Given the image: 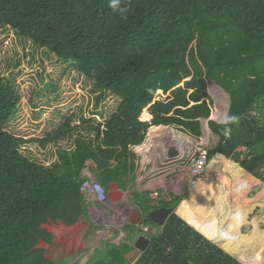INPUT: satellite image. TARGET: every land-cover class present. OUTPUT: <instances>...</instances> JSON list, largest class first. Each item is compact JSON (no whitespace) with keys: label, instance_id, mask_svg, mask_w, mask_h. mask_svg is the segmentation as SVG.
I'll use <instances>...</instances> for the list:
<instances>
[{"label":"trees","instance_id":"obj_1","mask_svg":"<svg viewBox=\"0 0 264 264\" xmlns=\"http://www.w3.org/2000/svg\"><path fill=\"white\" fill-rule=\"evenodd\" d=\"M5 26L122 100L103 131L93 126L96 139L81 135L74 153L45 166L6 130L20 95L0 78V264H66L31 250L54 243L45 225L73 226L86 214L85 161L107 188L127 185L130 145L155 125L202 136V120L222 104L215 111L212 90L228 103L219 87L231 108L209 121L220 141L207 172L182 202L159 206L175 211L132 264H264V0H0ZM70 130L69 119L38 141L45 147ZM135 198L147 217L155 207ZM134 240L108 243L89 264H130Z\"/></svg>","mask_w":264,"mask_h":264},{"label":"rangeland","instance_id":"obj_2","mask_svg":"<svg viewBox=\"0 0 264 264\" xmlns=\"http://www.w3.org/2000/svg\"><path fill=\"white\" fill-rule=\"evenodd\" d=\"M0 78L20 95V102L7 123L6 130L25 141L20 146L24 155L45 166H53L60 162L59 160L63 161L62 153L69 152L68 148L73 145L75 133H78L76 139L81 135L88 140L93 139L96 133L92 131L93 126L104 125L122 100L10 26L0 30ZM214 99L216 107L218 101L215 97ZM227 101L228 109L229 100ZM221 102L226 103V100ZM69 119L76 132L67 131L64 139L48 143L45 147L39 143V139L55 133ZM209 140L213 149L220 141L212 130ZM243 151L245 156L248 150ZM121 187L125 188L126 184ZM258 214L264 215V210ZM137 215L138 213L133 218ZM51 229L55 238L52 245H46V257L50 256V259L66 264H89L98 250L117 237L113 235L105 241L95 242L97 240L94 233L98 228L94 226L87 211L77 224H58L53 225ZM250 229V226H247L245 231L249 232ZM126 232L128 236L124 242L128 241L130 236L136 238L134 224L127 226ZM96 244L98 246L94 248Z\"/></svg>","mask_w":264,"mask_h":264},{"label":"built area","instance_id":"obj_3","mask_svg":"<svg viewBox=\"0 0 264 264\" xmlns=\"http://www.w3.org/2000/svg\"><path fill=\"white\" fill-rule=\"evenodd\" d=\"M205 122L206 119H203V134L200 137L175 125L150 127L141 144L130 145L129 151L135 168L129 174L130 179L126 187H119L116 193H112L100 182L95 162L92 159L85 161L81 171L83 181L80 192L83 194L87 213L91 215L94 226L98 228L94 233L97 240L95 242L105 241L113 235L117 237L110 243L119 245L118 242H124L128 236L127 226L133 224V217L139 213L136 194L145 195L155 208L164 202H174L183 198L182 202L189 196L199 180L205 176L210 151L213 149L206 133ZM105 124L101 125L102 131ZM156 126L162 128L152 132ZM77 134H74L73 145L68 148L71 153L77 149ZM93 139H96V133ZM239 149L246 148L241 146ZM135 226L136 237L141 233L152 238L151 234L156 235L164 228L155 227L156 225L148 222L144 215ZM96 246L98 244L94 248H97Z\"/></svg>","mask_w":264,"mask_h":264},{"label":"water","instance_id":"obj_4","mask_svg":"<svg viewBox=\"0 0 264 264\" xmlns=\"http://www.w3.org/2000/svg\"><path fill=\"white\" fill-rule=\"evenodd\" d=\"M219 88L223 89V92L227 95L228 100H229L228 109H227V112L224 116V119H225L226 116L228 115L229 111H230V108H231V95L224 88H222V87H219ZM212 94L215 97L213 90H212ZM211 120L218 121V119H214V117L212 115L210 118L206 119L205 125L207 128H210L209 121H211ZM219 139H220V137H219ZM118 188H119V185L117 182H112L110 187H109V189L112 193H116ZM174 211H175V208H169V207L154 208L148 213V215H147V217H145V219L150 220L152 223H154L157 226H163L164 227L166 225L168 219L170 218L171 214ZM142 215H143L142 212L139 211L137 217L132 219V223L137 224L139 222L140 218L142 217ZM52 226L53 225H51V224L45 225L44 228H47L48 230H50L52 232V229H51ZM151 243H152V238L150 236H146L144 234L138 233L137 237L135 239V242H134V250L127 255V258L130 260V264L135 262L141 254L146 252L147 249L149 248V246L151 245ZM46 245H49V244H47L45 241H41L40 244L36 245L31 250V252L36 251V250H40V249L47 250ZM47 258L50 259L51 257L47 256ZM52 260H54V259H52Z\"/></svg>","mask_w":264,"mask_h":264},{"label":"bare ground","instance_id":"obj_5","mask_svg":"<svg viewBox=\"0 0 264 264\" xmlns=\"http://www.w3.org/2000/svg\"><path fill=\"white\" fill-rule=\"evenodd\" d=\"M224 106L226 107V109H227V105L226 104H221L220 105V107H219V113L215 116V112H214V114H213V117H214V119L217 117V118H221V119H218V120H222V119H224V115L226 114L225 113V111H224ZM223 117V118H222ZM160 128H162V127H159V126H156V127H153V129H152V132H154V131H158ZM208 132H207V135H209L210 133H211V130L210 129H208L207 130Z\"/></svg>","mask_w":264,"mask_h":264},{"label":"crops","instance_id":"obj_6","mask_svg":"<svg viewBox=\"0 0 264 264\" xmlns=\"http://www.w3.org/2000/svg\"><path fill=\"white\" fill-rule=\"evenodd\" d=\"M217 101H218L217 105H218L219 103H222V102L219 101L218 99H217ZM215 110H216V107H215ZM224 116H225V115H224ZM224 116H223V117H224ZM223 117H222V118H223ZM215 119H221V118H217V117H216ZM218 137H219V136H218ZM219 140H220V139H219ZM216 147H217V146H216ZM216 147H215V148H216ZM110 185H111V184H110ZM118 185H119V184H118ZM109 187H110V186H109ZM109 187H108V188H109ZM119 187H121V186L119 185ZM192 191H193V189H192ZM192 191H191V192H192ZM191 192H190V194H191ZM190 194H189V195H190ZM139 211H140V210H139ZM142 214H143V212H142ZM143 215H144V214H143ZM81 219H82V218H81ZM81 219H80V220H81ZM134 225H135V224H134ZM135 239H136V238H135ZM134 241H135V240H134Z\"/></svg>","mask_w":264,"mask_h":264}]
</instances>
